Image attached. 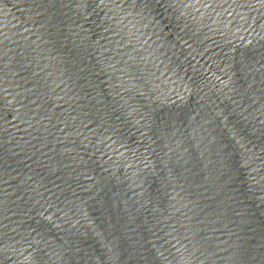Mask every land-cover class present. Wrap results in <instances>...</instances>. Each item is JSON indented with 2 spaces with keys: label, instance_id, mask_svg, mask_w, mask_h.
I'll use <instances>...</instances> for the list:
<instances>
[{
  "label": "water",
  "instance_id": "obj_1",
  "mask_svg": "<svg viewBox=\"0 0 264 264\" xmlns=\"http://www.w3.org/2000/svg\"><path fill=\"white\" fill-rule=\"evenodd\" d=\"M0 264H264V0H0Z\"/></svg>",
  "mask_w": 264,
  "mask_h": 264
}]
</instances>
